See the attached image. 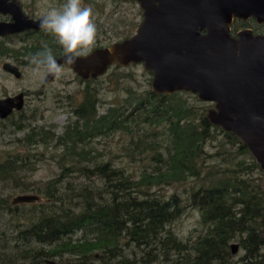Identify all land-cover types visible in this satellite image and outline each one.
<instances>
[{"label": "trees", "instance_id": "16d2710c", "mask_svg": "<svg viewBox=\"0 0 264 264\" xmlns=\"http://www.w3.org/2000/svg\"><path fill=\"white\" fill-rule=\"evenodd\" d=\"M99 79H82L83 101L62 135L27 127L25 142L30 147L52 140L65 154L87 162L74 159L43 186L34 187L24 178V192L38 193L41 201L19 229L17 243L23 246L15 248L20 255L34 256V264L57 258L59 264H232V246L238 242L244 256L233 264H264V171L241 139L212 125L204 108L177 103L180 92L158 95L151 90L135 110L145 113L150 128L164 129L140 130L132 152L152 154L154 166L135 177L112 160H99L101 154L91 150L93 140L118 129L129 131L135 121L117 105L99 114L101 91L94 86ZM217 135L225 142L209 154L208 142L216 141ZM208 162L220 166L205 173ZM31 163L20 154L9 156L0 162V177L21 180ZM75 173L100 184L77 188L68 180ZM177 187H183V193L178 188L170 194ZM12 209L19 211L20 206L8 211ZM187 209L199 211L202 232L184 240L174 225ZM36 246L41 248L33 249Z\"/></svg>", "mask_w": 264, "mask_h": 264}, {"label": "water", "instance_id": "95a60500", "mask_svg": "<svg viewBox=\"0 0 264 264\" xmlns=\"http://www.w3.org/2000/svg\"><path fill=\"white\" fill-rule=\"evenodd\" d=\"M122 1L137 2L142 10L136 34L81 56L68 67L88 80L105 76L114 65L143 64L153 74V93L186 92L213 103L215 108L206 116L209 122L241 139L264 171V37L253 36L251 30L232 36L235 20L264 24V0ZM15 17L19 20L24 14L20 11ZM28 22L31 27L40 24ZM23 30L0 24V37ZM4 69L21 77L19 68L10 63ZM53 78L49 75L46 83ZM23 106V95L0 101V119ZM38 200L23 195L13 204ZM237 251L238 245H233V255Z\"/></svg>", "mask_w": 264, "mask_h": 264}, {"label": "rangeland", "instance_id": "374dc122", "mask_svg": "<svg viewBox=\"0 0 264 264\" xmlns=\"http://www.w3.org/2000/svg\"><path fill=\"white\" fill-rule=\"evenodd\" d=\"M83 2L92 6L98 30L97 41L87 54L134 35L135 30L143 20L142 10L136 2L120 0H84ZM52 3L56 2L44 0L40 5L42 9H45ZM134 24H137L136 27ZM242 28L264 31V27L255 22H251L248 26L238 25V29ZM6 62L15 63L14 55L11 53L0 54V100L23 91L29 93V96L23 111L15 112L6 120H0V162L9 156L20 154L29 157L32 165L28 169L25 168V173L20 174L21 180L4 181L0 177V264H34L38 261L34 256L23 258L19 253L21 251L15 248L16 245L23 246L22 243H17L19 229L25 226L24 223L28 220L26 217H30L36 209L32 206L41 201L40 199L33 203H24V205L13 204V201L19 196L38 195L36 192H24L26 189L22 185V181L26 178V182L32 183L34 187L43 186L48 181L60 176L63 171L61 167L66 164L70 165L74 159L82 160L84 164L87 161L65 154L63 147H57L52 140L30 147L25 142V137L30 132L27 127H31L37 132L45 129L53 134L62 135L70 119L76 120L73 110L79 107L83 101L84 80L72 69L65 67L59 79H55L51 84L43 87L47 77L46 73H33L26 65L22 67L23 77L18 80L3 71L2 66ZM152 81L153 74L146 71L143 64H138L120 69L113 66L105 76L100 77L94 84L101 91L102 104L98 105L100 115L105 114L106 110L113 105H117L123 115L132 113L131 120L135 119V121L131 123L129 131L118 129L93 140L91 150L98 155L101 154L99 160L103 157L106 160H112L117 166L127 169L135 177L145 170L151 171L154 166L152 154L134 155L132 152L141 136L140 130L144 132L148 129L151 131L164 129L162 125L155 126L153 129L150 128V124L144 121L145 113L139 114L135 110L137 102L145 98L147 92L151 91ZM180 93V96L175 99L177 103L185 101L186 104L202 109L211 107L209 103L200 102L196 95L186 92ZM20 127L21 129H19ZM47 135L48 138L52 137L50 134ZM217 137L219 138L216 141L208 142L206 151L209 154H213L219 145L225 142L222 136L217 135ZM156 141L165 145L164 139L157 138ZM227 149L231 150L229 146ZM216 165L220 166L217 163L208 162L205 173L211 172ZM71 176L68 177V180L77 188L83 186L84 183L88 185H92V182H96V185L100 184L98 179L89 180L79 173ZM187 186H191V184ZM178 188L181 190L183 187L170 188L171 190L167 188L166 191L169 190L172 194ZM180 193H183V189ZM183 198L186 199V196L183 195ZM16 206H20L19 211L17 209H12L13 212L8 211L10 207L15 208ZM201 227L199 211L187 209L186 215L174 225V230L182 239L187 240L191 236L200 234L202 232ZM80 236L79 234L75 239ZM234 245H238V251L234 255L232 264L233 262L239 263L240 258L244 256L238 242ZM40 248L41 246L33 247L36 250ZM59 261L60 258L46 259L44 264H59Z\"/></svg>", "mask_w": 264, "mask_h": 264}, {"label": "clouds", "instance_id": "9594fccd", "mask_svg": "<svg viewBox=\"0 0 264 264\" xmlns=\"http://www.w3.org/2000/svg\"><path fill=\"white\" fill-rule=\"evenodd\" d=\"M39 26L62 48L63 59L58 61L52 47L45 44L27 57L28 66L33 73L44 72L56 79L66 66L75 65L81 56L86 55L98 37L93 8L83 0H63L59 6L50 7L42 15Z\"/></svg>", "mask_w": 264, "mask_h": 264}, {"label": "flooded vegetation", "instance_id": "af4514ba", "mask_svg": "<svg viewBox=\"0 0 264 264\" xmlns=\"http://www.w3.org/2000/svg\"><path fill=\"white\" fill-rule=\"evenodd\" d=\"M42 1H44V0H0V2H1V5H0V24L14 25V26H18L19 28L24 27V30L21 32L15 33L13 35H8L5 37H3V36L0 37V54H2V53L13 54L14 53L18 56V59L15 58L16 59L15 63H11V62H6V63H10L11 65L18 67L20 74H21V77L17 78L14 74L6 71L4 69V65L6 63L3 64L2 69L5 73L13 76L15 79H18V80H20L23 77L22 67H25L26 65H28L27 58L23 57L24 54H26L28 52L35 53L38 50H40L45 44H47L48 46L52 47L53 52L59 54V56L56 57L57 60L63 57L62 48L58 44L55 43L54 37H52L49 34H46L43 31H41L40 26H39L40 24L37 27L29 26L28 21L40 22L42 15L50 7L59 6L63 2V0H52V1H55L56 3H52L51 5L48 6V8L42 9L41 5H40V3ZM120 1H122V0H120ZM123 2H134V1H123ZM20 11L23 12L24 17L23 18L18 17L19 20H17L15 15H19ZM251 22H253V23L255 22L259 26L264 27V24H259L254 19H250L248 21L235 20L233 25H232V36L237 37V34L239 32L244 31V30H251L253 36L264 37V31H258V30L249 29V28L238 29V25L248 26ZM134 27H136L135 24H134ZM136 31H137V29L135 30V34H136ZM134 35L129 36L126 39L120 40L119 42L130 39ZM115 43H117V42H115ZM18 44H20V45H18ZM112 44H114V43H112ZM112 44L108 45L107 47H110ZM17 45H18V47H17ZM101 48H105V47H101ZM2 55H4V54H2ZM19 55H21V56H19ZM66 67H68V66H66ZM48 78H49V75H47V77L43 83V87H45L48 84H51L56 79V78H53L48 83H46V80ZM82 79H84V78H82ZM20 95H23L24 106H23V109L20 110V111H23L25 106H26V101L28 100L29 93L23 91V92H20L17 94L6 96L2 100H5L7 98H16ZM2 100H0V101H2ZM203 103H207V102H203ZM209 104L211 105V107L205 109L206 116L210 110L215 108V105L213 103H209ZM20 111L14 110V112L9 117H11L15 112H20ZM4 120H6V119H4Z\"/></svg>", "mask_w": 264, "mask_h": 264}]
</instances>
